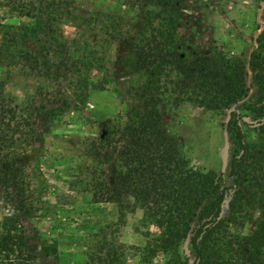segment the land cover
<instances>
[{"label": "trees", "instance_id": "trees-1", "mask_svg": "<svg viewBox=\"0 0 264 264\" xmlns=\"http://www.w3.org/2000/svg\"><path fill=\"white\" fill-rule=\"evenodd\" d=\"M191 1L196 0H116L119 8L138 13L139 26L129 38L125 66L143 106H132L124 123L108 124L84 140L90 162L80 167L83 183L94 203H113L121 216L141 209L142 222L158 228L159 234L145 248L147 263L160 253L170 256L165 264H264V218L253 233L239 230L246 221L253 222L254 213H264V122L257 128L256 143L248 141L237 119L228 122L236 146L230 187L222 184V174L190 168L176 138L164 128L160 105L171 99L176 108L188 102L219 113L247 97L251 88L247 64L240 57L181 46L179 18ZM9 4L31 22L0 29V65L18 67L56 86L50 99L61 97L62 104L45 112L49 119L71 106V96L84 103L95 87L92 73H109L103 53L79 40L69 41L59 30V24L74 17L68 2L10 0ZM92 21L102 23L109 34L123 35L122 19L110 12H93ZM256 43L248 64L261 103L264 28ZM28 112L0 82V185L10 191L15 208L0 230V264H37L42 257L57 256L56 247L38 243L22 222L36 216L40 202L33 183L37 174L29 162L41 138ZM258 115H264V106ZM229 189L234 190L231 213L222 218ZM189 234L193 262L180 252ZM85 264H125L124 252L104 237Z\"/></svg>", "mask_w": 264, "mask_h": 264}, {"label": "rangeland", "instance_id": "rangeland-1", "mask_svg": "<svg viewBox=\"0 0 264 264\" xmlns=\"http://www.w3.org/2000/svg\"><path fill=\"white\" fill-rule=\"evenodd\" d=\"M20 1V0H18ZM74 13L59 24L69 41L79 40L92 50L103 53L108 76L93 72L95 87L87 92L84 103L69 97L70 107L54 119L46 111L61 106L62 98L52 100L56 86L27 75L18 67L0 65V82L17 104L31 114L40 141L31 153L30 170L37 174L33 181L39 196L38 211L22 222L30 237L40 244L57 248V256L42 257L37 264H85L88 253L107 237L124 252L125 264H165L170 256L158 253L145 261V248L159 234L154 225L142 222L143 211L119 213L113 203H94L86 191L80 167L89 163L84 140L97 136L108 124L124 123L132 106L142 107L137 92L130 85V72L125 66L129 38L138 29V13L116 0H62ZM10 0H0V29L30 23L27 17L13 11ZM264 0H196L188 2L179 18L178 37L184 49L209 53L223 51L243 59L248 69L247 97L229 110L215 113L183 102L174 107L172 99L160 105L164 112V128L174 136L189 167L202 172L222 174V184L233 186L229 175L235 144L227 131L228 122L237 119L251 143L258 142L257 128L264 122L258 115L264 100L258 103V90L252 84L249 61L257 46L256 38L264 28ZM112 13L122 19L123 35L107 33L102 23L89 22L93 12ZM107 77V78H106ZM105 78L107 81H105ZM42 88V89H41ZM41 89V92H40ZM141 93V91L139 90ZM42 93V95H40ZM234 190L226 192L222 218L230 215L229 202ZM15 214L10 191L0 185V230L4 219ZM264 213H254L253 222L239 228L253 233ZM188 238L180 246L181 255L193 262ZM150 240V241H149ZM185 247L189 253L185 252Z\"/></svg>", "mask_w": 264, "mask_h": 264}, {"label": "water", "instance_id": "water-1", "mask_svg": "<svg viewBox=\"0 0 264 264\" xmlns=\"http://www.w3.org/2000/svg\"><path fill=\"white\" fill-rule=\"evenodd\" d=\"M185 252H186V253H189V250H188V248H187V247H185Z\"/></svg>", "mask_w": 264, "mask_h": 264}]
</instances>
